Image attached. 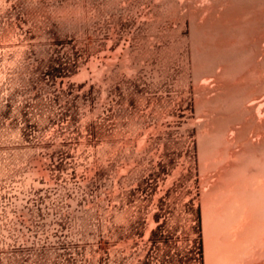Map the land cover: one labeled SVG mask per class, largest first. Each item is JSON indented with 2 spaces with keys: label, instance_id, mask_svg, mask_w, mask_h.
<instances>
[{
  "label": "rangeland",
  "instance_id": "rangeland-1",
  "mask_svg": "<svg viewBox=\"0 0 264 264\" xmlns=\"http://www.w3.org/2000/svg\"><path fill=\"white\" fill-rule=\"evenodd\" d=\"M134 1L0 0V264L212 255L193 81L206 56L186 66L182 37Z\"/></svg>",
  "mask_w": 264,
  "mask_h": 264
},
{
  "label": "bare ground",
  "instance_id": "bare-ground-1",
  "mask_svg": "<svg viewBox=\"0 0 264 264\" xmlns=\"http://www.w3.org/2000/svg\"><path fill=\"white\" fill-rule=\"evenodd\" d=\"M145 1L159 16L157 21L163 23L164 28H172L174 34L182 37L179 50L186 66L189 54L206 56L205 63L199 58V63L192 64L199 68L193 69V81L196 105L201 110L196 115L200 118L197 124L192 121L200 137L199 153L203 160H199L205 161V168L208 167L200 180L204 185L205 218L215 235L213 245L209 242L212 245L209 256L216 260L214 264H229L244 258L245 264H255L254 261L264 264L262 251L255 249L264 243V0ZM152 28L155 31L156 27ZM172 37L170 35V39ZM242 53H245L244 58ZM236 54H241L242 58L237 59ZM126 62L121 69L130 63ZM229 231H234L235 236L238 234L237 241L230 240ZM217 234L221 235L220 240ZM210 257L207 264L212 261Z\"/></svg>",
  "mask_w": 264,
  "mask_h": 264
}]
</instances>
